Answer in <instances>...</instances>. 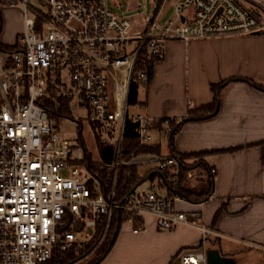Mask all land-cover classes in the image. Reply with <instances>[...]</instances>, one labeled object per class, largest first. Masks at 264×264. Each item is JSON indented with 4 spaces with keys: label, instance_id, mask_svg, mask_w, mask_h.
Segmentation results:
<instances>
[{
    "label": "built area",
    "instance_id": "obj_1",
    "mask_svg": "<svg viewBox=\"0 0 264 264\" xmlns=\"http://www.w3.org/2000/svg\"><path fill=\"white\" fill-rule=\"evenodd\" d=\"M256 1L261 7V0ZM18 2L24 5L25 31L13 45L0 39V264H45L56 245L80 249L76 262H89L107 248L117 210L152 215L160 230L195 227L204 241L208 234H218L198 214L178 208L177 201L184 198L163 192V179L116 200L121 166L153 164L163 170L179 163L176 155L162 152L123 156L131 82L144 48L157 61L171 40L257 33L264 31V20L241 0H182L174 17L159 23L161 5L144 33L135 35L131 20L118 16L109 0L9 3ZM138 79L148 81V72L140 70ZM49 99L86 109L89 121L115 138L113 157L104 165L111 169L108 190L90 170L91 163L79 160L71 141L50 124L51 117L63 116H51ZM134 118L141 145L182 120L141 113ZM210 172L217 173L216 167ZM202 173L206 171L192 166L186 181L196 182ZM206 251L186 252L181 261L207 264Z\"/></svg>",
    "mask_w": 264,
    "mask_h": 264
},
{
    "label": "crops",
    "instance_id": "obj_2",
    "mask_svg": "<svg viewBox=\"0 0 264 264\" xmlns=\"http://www.w3.org/2000/svg\"><path fill=\"white\" fill-rule=\"evenodd\" d=\"M241 77L264 85V31L167 43L152 78L139 87L137 114L183 119L190 108L212 102L213 84L237 78L225 85L215 115L187 120L174 137L178 153L243 146L205 157L217 169L208 200L177 201L178 208L198 214L218 234L204 241L201 231L188 225L160 230L147 215L143 229L120 227L97 264H183L182 254L203 248H218L233 262L246 252L264 253V90ZM164 133L168 137L159 131L154 141L160 142ZM168 145L167 154L161 150L165 155L172 154L169 138Z\"/></svg>",
    "mask_w": 264,
    "mask_h": 264
},
{
    "label": "trees",
    "instance_id": "obj_3",
    "mask_svg": "<svg viewBox=\"0 0 264 264\" xmlns=\"http://www.w3.org/2000/svg\"><path fill=\"white\" fill-rule=\"evenodd\" d=\"M3 3H9L12 0H0ZM264 8H249L250 13L255 16L259 21L262 20V11ZM1 16V15H0ZM2 27V18L0 17V30ZM158 60V59H157ZM156 58L148 55L147 49L144 48L140 53L133 74V79L130 87V95H129V105L133 103L141 102L139 99V87L141 84L145 83V81L138 79V73L140 70L145 69L149 74V80L152 78L154 71V64ZM237 78H228L220 83H215L212 85V90L214 93V97L212 102L201 105L199 107L190 108L188 110L187 116L183 117V119L174 124L173 130L168 132V138L170 147L172 149V154L178 156L181 159L176 165L170 166L168 168L163 169L165 173V177H163L160 173H153L149 180L151 181L152 187H155V183L163 179L164 185L161 186L163 192L168 195L181 196L187 200L192 202H203L208 200L211 197V193L213 192V183L214 178L217 173L212 174L210 172L211 167L206 163L205 157L209 154L216 152H224V151H235L241 149L243 146L229 147L224 149H216V150H206V151H198L191 153H178L174 147V137L177 132H179L182 128V125L189 119H201L207 118L209 116L215 115L221 106L222 93L225 85ZM240 79L248 80L254 83V85L264 90V85L260 84L256 81H253L247 77H241ZM47 108L50 111L51 116L55 113L60 116H69L71 114L70 104L67 100H52L49 99L46 101ZM92 125L97 128L100 127L99 124L92 123ZM160 129L163 128V124L158 125ZM138 122L134 118V115H131L128 111L125 130L122 139L121 151L123 156H129L131 153H139V152H161V143L152 141L151 143L141 145L138 138ZM97 141L100 148V152L103 158V161L98 163L86 158L90 165V170L94 172L100 178L102 182V186L105 190H108L111 185V169L107 166H104L107 162H109L114 154L115 144H108L103 141L100 135H97ZM192 158L193 162H188L187 159ZM103 164V166H102ZM192 166L201 167L206 171L208 176L209 183L206 186H202L199 188L188 186V182L186 181V174L188 170ZM155 170L151 168L145 173L141 174L138 170V165H123L119 168L118 172V181H117V195L116 200L121 201L124 196L131 191V189L141 181L148 173ZM223 208L219 209L216 217L220 214ZM126 220H132L133 226L135 229H143L145 225V218L138 216L132 213H126L123 211H116L114 221L111 226L108 246L104 250V252L97 257L91 264H97L107 252H109L111 246L114 244L119 229L122 223ZM100 229V226H99ZM81 252L80 249L76 247H72L70 249H62L60 245H56L53 247L52 256L45 264H70L77 255Z\"/></svg>",
    "mask_w": 264,
    "mask_h": 264
},
{
    "label": "rangeland",
    "instance_id": "obj_4",
    "mask_svg": "<svg viewBox=\"0 0 264 264\" xmlns=\"http://www.w3.org/2000/svg\"><path fill=\"white\" fill-rule=\"evenodd\" d=\"M178 1L182 0H109V7L120 17H127L131 20L132 27L130 32L135 35L144 33L150 19L155 15L156 11L162 5L159 23H164L168 19L174 17L175 6ZM248 8H258L255 4L256 0H241ZM260 8H264V0H261ZM190 10L189 8L186 11ZM0 17L2 18V27L0 30V39L9 45L17 42L20 33L25 31V12L24 5L18 2L12 6L10 3L2 4L0 1ZM129 113L135 115L139 113V105L137 103L128 106ZM50 124L54 126L63 138L69 139L75 148V156L79 160L89 158L94 162H102L103 158L97 141V135L108 144L115 141L114 137L109 136L106 130L99 127L95 128L88 118L86 109H79L72 104L71 114L62 118L51 117ZM161 150L167 154L169 145L166 133L161 136ZM193 162L192 158L187 159ZM153 164H139L138 170L141 174L153 168ZM87 173V169L83 168ZM87 175V174H86ZM207 176L202 173L198 176L196 182H188L190 187H202L207 185ZM151 181L147 180L137 187V190H146L150 187ZM158 188V187H157ZM179 201V200H178ZM130 225L133 229L132 220H126L122 223L121 228ZM78 256V255H77ZM77 258V257H76ZM76 258L70 264H91L96 259L92 257L89 262H76ZM264 253L257 251L246 252L241 258L236 259L234 264H264ZM76 262V263H75Z\"/></svg>",
    "mask_w": 264,
    "mask_h": 264
},
{
    "label": "water",
    "instance_id": "obj_5",
    "mask_svg": "<svg viewBox=\"0 0 264 264\" xmlns=\"http://www.w3.org/2000/svg\"><path fill=\"white\" fill-rule=\"evenodd\" d=\"M222 8H220L219 11H221ZM178 161L181 162V159L178 158ZM153 173H160L163 177H165V173L163 170L155 169L148 173L141 181H139L129 193H132L139 185H141L143 182L149 180V177ZM207 254V264H234L233 259L231 257L225 256L221 253L220 249L218 248H209L206 251Z\"/></svg>",
    "mask_w": 264,
    "mask_h": 264
}]
</instances>
